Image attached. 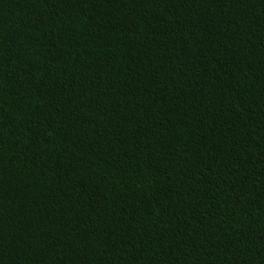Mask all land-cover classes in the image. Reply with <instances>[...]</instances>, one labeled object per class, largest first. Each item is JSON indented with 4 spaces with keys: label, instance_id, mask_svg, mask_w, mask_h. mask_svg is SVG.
I'll return each mask as SVG.
<instances>
[{
    "label": "trees",
    "instance_id": "1",
    "mask_svg": "<svg viewBox=\"0 0 264 264\" xmlns=\"http://www.w3.org/2000/svg\"><path fill=\"white\" fill-rule=\"evenodd\" d=\"M0 264H264V0H0Z\"/></svg>",
    "mask_w": 264,
    "mask_h": 264
}]
</instances>
